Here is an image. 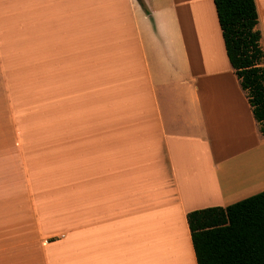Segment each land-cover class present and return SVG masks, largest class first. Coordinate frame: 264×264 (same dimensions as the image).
Listing matches in <instances>:
<instances>
[{"label": "crops", "instance_id": "1", "mask_svg": "<svg viewBox=\"0 0 264 264\" xmlns=\"http://www.w3.org/2000/svg\"><path fill=\"white\" fill-rule=\"evenodd\" d=\"M141 1L0 0L20 264H196L187 214L264 191L213 1Z\"/></svg>", "mask_w": 264, "mask_h": 264}, {"label": "trees", "instance_id": "2", "mask_svg": "<svg viewBox=\"0 0 264 264\" xmlns=\"http://www.w3.org/2000/svg\"><path fill=\"white\" fill-rule=\"evenodd\" d=\"M212 1L229 64L264 135V52L254 1ZM186 220L196 264H264V191L226 208L191 211Z\"/></svg>", "mask_w": 264, "mask_h": 264}, {"label": "rangeland", "instance_id": "3", "mask_svg": "<svg viewBox=\"0 0 264 264\" xmlns=\"http://www.w3.org/2000/svg\"><path fill=\"white\" fill-rule=\"evenodd\" d=\"M13 132L14 129L5 108V101L0 94V246L4 249L5 264H20V254H28L23 249L22 244H29L31 239L27 236L28 234L23 235V229L20 226L21 220L18 218L20 204L15 202L17 200L15 194L19 188L14 187L12 181L14 178L16 180L20 178L13 172L12 142L9 139ZM20 233L21 235H19ZM157 243L158 240L156 239L154 243H151L152 245H149L153 249L148 250V264H158L157 256L159 257L162 251L161 248L156 246ZM179 251L176 252L179 253ZM176 256L175 254L173 264H190L189 257L187 253L183 252V249H181V258L179 255L177 256V259L180 258L181 263L177 262Z\"/></svg>", "mask_w": 264, "mask_h": 264}]
</instances>
